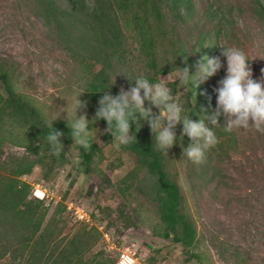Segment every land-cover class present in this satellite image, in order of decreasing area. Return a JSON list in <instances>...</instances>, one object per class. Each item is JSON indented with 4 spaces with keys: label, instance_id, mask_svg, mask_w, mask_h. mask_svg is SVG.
I'll list each match as a JSON object with an SVG mask.
<instances>
[{
    "label": "rangeland",
    "instance_id": "obj_1",
    "mask_svg": "<svg viewBox=\"0 0 264 264\" xmlns=\"http://www.w3.org/2000/svg\"><path fill=\"white\" fill-rule=\"evenodd\" d=\"M40 3L0 0V58L14 73L15 85L34 99L49 125H71L75 97L83 92L79 99L87 101L83 76L101 67L96 61V41L88 23L79 19L63 20L56 27ZM260 5L264 0H191L190 12L181 18L174 19L166 12L162 27L154 29L160 48L159 69L167 61L176 68L161 74L159 82L166 77L165 83L174 80L183 63H188L194 74L201 56H219L220 48L231 46L246 53L253 78L260 79L264 69V15L259 12ZM124 29V61L111 71L118 92L121 87L127 91L135 86L131 80L139 76L147 78L136 35L133 29ZM221 62L224 66L201 84L215 99L214 89L226 72V58L221 56ZM85 113L90 133L95 129L96 137L90 136L99 148L89 164L83 161L75 138L64 164H41L36 154L29 155L22 146L19 127L5 128V136L18 143L8 144L5 159L11 163L29 155L35 161L20 179L29 185V197L41 196L47 205L46 220L50 216L65 219L63 232L69 234L90 226L100 231L99 221L105 220L116 232L115 246H130V251H135L137 263L133 264H264V131L253 126L232 129L230 149L212 157L210 179L205 185H190L185 164L175 157L186 208L196 226L193 246L183 248L170 237L153 233V229L160 230L154 203L136 179L128 178L135 168L134 155L107 136L102 123L92 122L95 113L88 101L86 109L77 110L76 115ZM77 207L89 213L90 221L73 214ZM108 245L98 232L81 262L100 252L113 255L116 250ZM243 260L245 263H240Z\"/></svg>",
    "mask_w": 264,
    "mask_h": 264
},
{
    "label": "trees",
    "instance_id": "obj_2",
    "mask_svg": "<svg viewBox=\"0 0 264 264\" xmlns=\"http://www.w3.org/2000/svg\"><path fill=\"white\" fill-rule=\"evenodd\" d=\"M38 1L41 2L44 14L56 27L66 19L77 21L79 19L88 23V29L96 41L95 49H98L96 61L101 66L89 75H84L82 79L86 85V100L91 103L94 113L98 107V100L105 92L118 94L112 83L111 71L124 61L126 50L123 42L126 37L124 27L133 29L136 35L147 68L146 77L151 83H158L161 74L176 68L167 61L165 67L159 69L160 48L156 43L158 39L155 37L154 29L162 27L166 12H169L174 19L189 13L191 0ZM88 5L93 6L91 10ZM260 8L259 12L264 15V5H260ZM122 19L125 20L124 25L121 24ZM7 64L4 58H0V264H19L13 261L23 257L26 252H28L27 260L32 263L23 264H114L115 251L113 255L100 252L91 260L79 263L83 253L95 243L96 234L99 232L103 236L102 231L90 226L80 227L72 234L64 233L66 220L50 216L44 223L48 214L47 205L41 198L29 197V185L20 179L21 175L31 171L35 162L29 155L36 154V160L41 164L62 165L67 161L69 147L74 138L71 137V125L59 122L52 125V128L64 133L60 140L63 150L57 154L50 147L46 141L51 131L50 125L45 121L34 99L15 85L14 73L9 70ZM184 67L190 70L188 63H183L182 68ZM172 81L166 84L172 88L175 98L184 105L183 114H188L190 119L194 121L204 119L205 115L215 109V96L207 92V95H201V92L206 91L202 85L194 90L196 93L194 94L193 91H185L177 81ZM154 110L153 108V112ZM222 118L223 116L218 120L220 125L214 127L219 143L206 152L202 163H194L183 153V149L191 143V140L187 135L181 136L182 123L176 126L177 140L173 147L167 150V154L158 150L146 122H142L140 129L132 125L131 131L136 135V143L120 145L123 151H130L135 157L136 164L129 173V181L136 179L154 203L160 230L153 229V233L170 237L172 242L183 248L193 246L196 226L186 208V196L177 178L179 171L175 157L177 159L180 157L181 164H185L190 185H205L210 179L209 166L212 157L227 153L226 150L230 149L233 141V133L223 125ZM97 121L108 127L105 120ZM14 125L21 130L24 139L22 146H25L29 155H23L18 160L15 158L9 163L5 159V154L8 144L12 141L5 136L7 132L5 128L8 126L12 128ZM112 130L108 129L107 136L112 137L110 134ZM78 149L86 164L91 162L93 154L99 150L91 136L88 147L78 144ZM99 222L104 224L103 230L111 229L105 220ZM115 236H117L116 232ZM243 262L244 260L240 261Z\"/></svg>",
    "mask_w": 264,
    "mask_h": 264
},
{
    "label": "clouds",
    "instance_id": "obj_3",
    "mask_svg": "<svg viewBox=\"0 0 264 264\" xmlns=\"http://www.w3.org/2000/svg\"><path fill=\"white\" fill-rule=\"evenodd\" d=\"M90 10L92 5H88ZM221 56L226 58L225 75L217 82L214 89L216 94L215 109L204 119L192 120L184 113L182 105L173 95V90L161 78V82L151 83L143 76L137 77L135 86L127 91L120 88L118 94L105 92L98 100V107L93 121L103 119L107 122V130L113 129L110 134L119 145L127 146L136 143V135L131 131L134 124L137 128L146 122L153 134L158 150L167 154V150L176 143V126L182 123L181 136L187 135L191 143L183 149V153L194 163H202L206 152L219 143L214 127L220 125L218 120L224 118V126L231 131L234 128H248L253 126L257 131H264V69L260 79L253 78L250 60L246 53L236 46L220 48V55L209 57L203 55L196 62V71L190 74L189 68H177L175 79L184 85L185 91L199 88L208 78L215 75L224 65ZM191 85V88H189ZM74 99V119L71 123V137L75 142L88 147L89 136H95V129L89 132V120L85 114L77 116V110L87 107V101H81L79 96ZM201 95H207L206 91ZM209 102L211 97H208ZM148 106H145V102ZM159 109V113L153 112ZM91 122V123H92ZM46 137L50 147L58 154L63 150L60 142L64 133L55 130Z\"/></svg>",
    "mask_w": 264,
    "mask_h": 264
},
{
    "label": "built area",
    "instance_id": "obj_4",
    "mask_svg": "<svg viewBox=\"0 0 264 264\" xmlns=\"http://www.w3.org/2000/svg\"><path fill=\"white\" fill-rule=\"evenodd\" d=\"M36 195V193H35ZM38 196V195H37ZM41 198V196H38ZM73 214L75 216L78 217V219H81V220H89L90 221V215L88 212H86L83 208H75L73 210ZM101 226H100V231H102L103 233V237L104 239H107L108 240V243H109V247L110 248H114L116 250V262L114 264H118V262L123 259L125 260L124 262L126 263H130V264H133V263H137V258H134V254H135V251H130L131 250V247L130 246H125L123 247L122 249H120L119 247L115 246V231L113 229H109L107 231L103 230V226L104 224L103 223H100ZM131 252V255H129ZM136 260V261H134ZM134 261V262H133Z\"/></svg>",
    "mask_w": 264,
    "mask_h": 264
},
{
    "label": "crops",
    "instance_id": "obj_5",
    "mask_svg": "<svg viewBox=\"0 0 264 264\" xmlns=\"http://www.w3.org/2000/svg\"><path fill=\"white\" fill-rule=\"evenodd\" d=\"M42 199V198H41ZM47 216H48V214L46 215V217H45V220H44V223L48 220H46V218H47ZM27 257H28V252H26L25 254H24V256L23 257H18V258H16L14 261H13V263H19V264H23V263H32L31 261H28L27 260ZM82 258V257H81ZM79 263H82V262H79ZM85 263V262H84ZM118 264H130V263H126V262H124V263H118Z\"/></svg>",
    "mask_w": 264,
    "mask_h": 264
}]
</instances>
